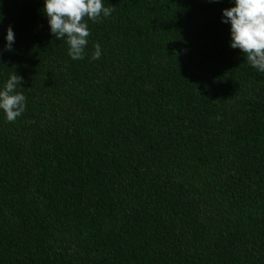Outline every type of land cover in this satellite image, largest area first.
Listing matches in <instances>:
<instances>
[{
	"label": "trees",
	"instance_id": "obj_1",
	"mask_svg": "<svg viewBox=\"0 0 264 264\" xmlns=\"http://www.w3.org/2000/svg\"><path fill=\"white\" fill-rule=\"evenodd\" d=\"M103 2L73 60L44 0H0V90L27 98L0 110V264H264V72L230 47L234 0Z\"/></svg>",
	"mask_w": 264,
	"mask_h": 264
},
{
	"label": "clouds",
	"instance_id": "obj_2",
	"mask_svg": "<svg viewBox=\"0 0 264 264\" xmlns=\"http://www.w3.org/2000/svg\"><path fill=\"white\" fill-rule=\"evenodd\" d=\"M113 11L114 7L105 6L103 0H44L43 5L51 34L66 40L68 55L73 60L85 57L91 35L88 21L102 22ZM3 19L0 11V23ZM222 23L231 25L230 47L239 49L251 67L264 72V0H234L233 7L222 10ZM5 39L7 43L4 49H0V55L5 50H13L15 35L11 25ZM94 49L91 60H98L102 56V48L97 43ZM22 83L23 77L14 72L0 90V110H3L8 123H15L26 111L27 98L22 92H17Z\"/></svg>",
	"mask_w": 264,
	"mask_h": 264
},
{
	"label": "bare ground",
	"instance_id": "obj_3",
	"mask_svg": "<svg viewBox=\"0 0 264 264\" xmlns=\"http://www.w3.org/2000/svg\"><path fill=\"white\" fill-rule=\"evenodd\" d=\"M18 67V66H17ZM6 72V71H5Z\"/></svg>",
	"mask_w": 264,
	"mask_h": 264
}]
</instances>
